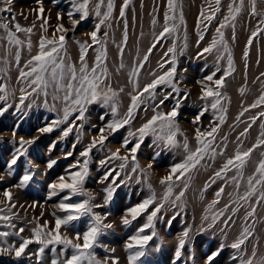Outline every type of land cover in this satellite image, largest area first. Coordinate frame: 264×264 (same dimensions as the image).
<instances>
[{"label": "rangeland", "instance_id": "1", "mask_svg": "<svg viewBox=\"0 0 264 264\" xmlns=\"http://www.w3.org/2000/svg\"><path fill=\"white\" fill-rule=\"evenodd\" d=\"M81 0H13L11 12L0 13V23H8L9 29L15 31L14 23H19L22 27H31L32 22L36 21V27L31 34L32 49L29 52L27 48L28 34L17 33L19 39L23 42L20 46L9 45L7 33L0 28V85L7 87L8 96L6 101H0V108L11 105L7 111L0 115V193L10 189L13 193V202L16 208L12 213H18L11 223L16 225L15 229L4 228L5 221H0V231L15 232L20 227L25 228L21 235L29 237L30 229L34 227L33 217H39L40 212L44 211V217L41 219L50 221L54 226L52 212L57 215H64L54 207L59 203L65 193L48 199L49 185L58 181L60 176H67L68 171H76L77 168L71 167L77 160L81 163L84 157L80 153L91 143L94 137L99 136L100 128L104 127L112 120L110 107H105L101 103L87 105L85 112L86 119L83 121L75 120L78 113H73L69 121L52 125V121L63 118V110L66 102L63 100L64 92H55L50 86L47 89L48 95L45 97L42 93H33L28 96L24 104H20V97L32 92L29 86L31 78L20 79V71H29L25 68L27 62L39 51V39L41 35L47 38H53L57 24H63L69 29L65 33L67 55L64 56L65 64H74L80 67V49L76 41L81 43L87 41L91 43L90 36L87 35L95 30L100 17H96L94 6L98 0H92L89 4V16L81 20L73 30L69 20L68 13L73 12V19H79V13L75 12V5ZM113 12L109 20L101 25L98 36L101 40H106L107 50V69L109 78L105 84L118 93L116 104L118 106L119 116L123 117L127 108L131 104L132 95L136 94L134 83H138L139 89L147 83H150L155 75H161L171 65L167 63L172 54L167 53L169 47L175 43L177 75L174 83L180 89L179 96L171 88L160 86L157 88L155 100L145 99L144 103L138 108L135 119L130 125L119 129L117 132L105 135L108 136L105 147L100 149L99 145L93 148L90 153L89 176L85 182V190L95 197L93 203L103 204L106 195L105 189L110 185L115 188L112 199L106 207L96 208L94 211L104 214L110 213L106 223H112L114 227L106 230V235L100 237L102 244L108 248H115V253H106L103 248H97V258L103 260L106 255L119 257L120 264H127V253L125 244L129 238L137 234V230L147 221V215L156 206L152 205L148 212L140 215L131 226L125 227L120 221L125 212L140 204L143 200L149 198L153 193L156 196V203H164V207L154 220L156 236L149 241L146 248V255L142 257L143 264H209L208 258L219 251V255L211 261V264H239V260H232L236 250L230 245L235 242L248 227L252 235L242 246L241 253L244 259L251 258L253 249L256 251L254 264H261V257H264V201L256 203L264 187L258 186L257 193L249 201H240L239 195H243L248 189V178L255 175L258 163L264 157V146L256 148L252 152L248 163L242 169V175L236 169H232L226 174L224 179L217 178L215 183H211L215 173L220 170L229 158L234 157L237 150L243 152L252 148L257 140L261 138V124L264 123V117H259V113L264 111V105L257 108L250 106L256 102L260 95L264 94V31H260L256 37L252 33L264 29V24L260 21L264 19V0H256L257 15H252V0H244L241 11L236 15L235 20L229 22L226 28L221 29L224 33V43L228 51L225 52L223 45H218L217 49L211 54L205 53L200 56V52L207 47L213 38H217L216 29L224 22L228 15L229 5L233 7L240 6V0H221L220 11L215 13V18L208 22L201 16L212 14L217 5L215 0H176L174 12L168 10V0H130L128 7L124 9V17L120 16V10L124 5V0H112ZM108 0H104L101 7V13L107 11ZM45 9V17L49 19L48 31L45 33L40 28L42 20H37V11L41 6ZM209 4L212 7H209ZM0 7H3V0H0ZM23 13V15L21 14ZM62 19L57 20V15ZM165 14L173 17L167 21L169 27H175V31L165 34V37L156 43V37L163 32L165 26ZM13 15L15 21L12 20ZM27 16V19L24 18ZM181 16L183 22H181ZM155 21V23H153ZM199 31L203 33L204 39L200 40ZM125 24L127 28L125 29ZM125 31L127 40H124ZM107 32V37L104 33ZM60 33H56L58 39ZM186 37V39H185ZM252 39L249 45V39ZM186 45V46H185ZM101 45H93L88 49L87 62L91 67L94 64L97 50ZM123 49L121 53L120 49ZM151 53L149 54V49ZM20 52L19 64L16 62L15 54ZM231 54L234 71L225 80V87L221 89L223 96L222 107L227 109L226 119L223 124H219L216 117L220 114L211 109V101L200 99L202 81L210 87L214 84L206 80V77L216 73L214 79L223 76L225 69L228 68V55ZM245 53L247 55L245 56ZM148 56L147 61L144 57ZM218 57H222L218 59ZM124 67L121 69L120 65ZM143 67L139 69L138 78L130 77L134 67L139 64ZM164 63L165 68L161 69L160 64ZM219 69V71H217ZM104 91L107 88L101 86ZM21 89L25 91L22 92ZM123 89V91H120ZM243 89V94L241 93ZM165 93H171L169 99L164 102L157 111H170L175 105L176 100L182 101L179 108L177 122L183 135H177L178 145L176 147H166L163 141L154 143L153 136L145 137L143 144L136 153L140 168L135 173L132 172L131 157H129L128 166L121 171L120 160H108L111 152L119 148L123 140L128 136L129 131H135L145 123L154 114L153 106L163 99ZM3 95V94H0ZM53 95L59 97L54 100ZM147 95V94H146ZM47 101V105L45 104ZM208 105V111L200 118L199 122L194 124V118ZM31 105V107H29ZM147 108V111L145 110ZM244 109H249L244 112ZM244 112L243 116L240 115ZM239 116V120L237 117ZM103 117V119H101ZM252 117H258L256 122L252 123ZM219 124V130L215 135L213 150L216 155L213 159L211 152L205 155L200 164L185 177L188 187L185 190L184 184L178 182L173 189V195L167 202L163 201L166 186L160 183V180L169 174L172 165L182 162L186 152L183 148L185 138L189 150L194 151L197 147L195 139L196 129L208 131L213 124ZM74 123L72 132L67 136L63 133L71 124ZM80 125H83L80 127ZM251 125V127H249ZM52 127L50 132H40L39 129ZM247 129V134L241 136V133ZM15 132V136H13ZM23 138L25 141L34 140L31 145L25 144L27 149L25 155L21 156L15 165L9 169L8 165L17 154L20 147L19 141ZM226 138V139H225ZM132 143L129 149L135 144V138H130ZM71 153V155H69ZM157 153L159 155L157 156ZM222 153V154H221ZM125 152L121 149V155ZM155 157V159H153ZM102 160H107L105 165H101ZM50 162L52 167H48ZM152 163L151 169L147 165ZM112 169L115 171L104 180L106 173ZM144 170V171H141ZM34 173L32 181L27 187L20 189L15 187L25 174V172ZM11 172V175H9ZM117 173L119 175L117 176ZM190 177V179H189ZM115 179V184H113ZM103 180V182H101ZM239 184L237 190L236 184ZM206 185L208 187L206 188ZM223 187L224 192L219 198V203L209 208L213 200L217 199L216 192ZM184 191V196L180 201L175 197ZM74 200H81L83 197H74ZM0 200L5 198L0 195ZM36 203L35 209L29 205ZM175 202V203H174ZM23 205V207H21ZM40 205H44L41 209ZM242 205V206H241ZM228 207V211L213 222V216L222 209ZM3 207V205H0ZM255 207L256 212L253 217L245 221L247 212ZM239 209L235 215H232L233 209ZM9 214L7 210L3 213ZM231 216L229 220L228 217ZM206 217V218H205ZM131 219V217H129ZM87 218L79 222V230L86 229ZM188 232L185 238L184 233ZM152 229H147L144 234H151ZM72 235V233H69ZM185 239V244L180 249L181 255L176 257L179 241ZM9 242L16 241L18 238L10 236ZM40 246L32 244L29 251L38 249ZM136 249H133L135 251ZM59 251V248H58ZM71 254V249L67 255ZM52 253L49 249L45 250L40 264H50ZM37 257L32 256L31 260L22 257L19 262L12 256H0V264H36Z\"/></svg>", "mask_w": 264, "mask_h": 264}, {"label": "snow or ice", "instance_id": "2", "mask_svg": "<svg viewBox=\"0 0 264 264\" xmlns=\"http://www.w3.org/2000/svg\"><path fill=\"white\" fill-rule=\"evenodd\" d=\"M39 2V0H38ZM92 0H81L78 4L75 5V12L79 13V19H73V12L68 13L69 20L72 24L73 30L79 24L81 20H85L89 16V4ZM244 0H240V6L233 7L229 5L228 15L225 16L224 22L220 24V26L216 29L217 38H213L211 43L205 47L202 52H200V56H203L205 53L211 54L213 50L217 49L218 45H223L225 52L228 51L226 43H224V33L221 29L226 28L229 22L235 20L236 15L241 11V7L243 6ZM130 0H124V5L120 10V16L124 17L125 11L128 7ZM221 0H215V7L212 11V14L205 16L204 12H201V16L204 20L211 22L215 18V13L220 11L219 5ZM13 0H3V7H0V13L11 12L12 10ZM104 5V0H98V2L94 6V12L96 17H100L99 23L96 24L95 30L87 35L90 36L91 43L87 41L81 43L80 41H76L79 45L80 49V67L77 68L74 64H65L64 56L67 55V47H66V37L65 33L69 31V29L65 28L63 24H57L55 27V32L52 34L53 38L49 39L44 35H41L39 39V51L36 55L32 56V58L27 62L25 68H29V71H24L21 69L20 71V79H28L31 78L29 86H35L32 88V92L27 93L26 95H22L20 97V104L23 105L24 101L28 96L33 93L40 94L42 93L45 97H47L48 92L47 89L52 86L55 92H64L63 100L66 102V107L63 110V118L52 121V125H58L60 123H65L69 121V117L73 115V113H78L75 116V120L83 121L86 119L85 112L87 111V105L94 103H101L105 107H110L112 113V120L107 123L104 127L100 128L99 136L94 137L91 143L80 153L81 157H84L82 163L80 160H77L76 164L71 167L77 168L76 171H68L67 176H60L58 181L49 185V195L48 199H52L55 196H58L60 193H65L59 203L55 204L54 207L59 210V212L64 213V215H57L56 212H52V217L54 218V226L50 225V221L43 220L41 223V219L44 217V211L40 212L39 217H33L32 223H34V227L30 229L31 235L29 237H24L21 234L25 232L24 227H20L15 232L9 231H0V256H12L14 260L19 262L22 257H26L31 260L32 256L35 255L37 257L36 264H40L41 259L45 253L46 249H49L52 253V258L50 264H120V259L114 255H106L103 260L97 258L96 249L103 248L106 253H115V248H108L106 245L102 244L100 241V237L106 235V230L112 229L114 225L112 223H106L105 221L108 219L110 213L100 214L94 209L106 207L113 196L115 188L111 185L105 189L106 195L104 197L103 204L93 203L95 197L92 196L85 190V182L89 176V163H90V153L93 148H96L98 145L100 149L105 147V142L108 139V136L105 135L112 134L117 132L119 129L124 128L126 125H130L131 122L135 119L136 112L140 105L144 103L142 97L145 99L155 100L157 96V88L160 86H166L172 89L173 92L179 96L180 89L177 87L176 83H174L176 75H177V60H176V46L175 43L171 47L168 48V53H171V59L167 61L171 66L167 68L161 75H155V77L150 83H147L143 86L142 89H139L138 83H134V89L136 90V94L131 97V104L127 108V112L123 117L119 116L118 106L116 104V97L118 93L114 91L110 85L105 84V81L109 78V72L107 69V50H106V40H101L98 36L100 32L101 25L105 23V21L109 20L112 16L113 12V2L112 0H108L107 3V11L101 13V7ZM211 8L212 5L209 4ZM176 8V0H168V10L169 12H174ZM37 11V20H42L43 22L40 24V28L43 32L48 31L49 19L45 17V9L41 6ZM252 15H257L256 12V0H252ZM23 15V13H21ZM27 19V16H24ZM173 17H169L165 14V26L163 32L156 37V42L153 43L152 48L156 47V43H159L162 38L165 37V34H169L175 31V27H169L167 21L172 19ZM62 19V17L58 14L57 20ZM12 20L15 21V16L13 15ZM181 22H183V18L181 16ZM202 21H198V36L200 40L204 39L203 33L199 31V25ZM155 23V21H153ZM261 24H264V19L260 21ZM15 31L9 29L8 23H0V28H3L7 33V41L9 45L20 46L22 45V41L17 36V33H26L28 34L27 40V48L29 52L32 49V41L31 34L33 33V29L36 27V21L32 22L31 27H22L19 23H14ZM127 28V24H125V29ZM260 31H264V29L257 28L256 31L252 33V37H256ZM56 33H60L58 39L56 38ZM104 36L107 37V32L104 33ZM186 39V37H185ZM124 40H127V32L125 31ZM249 45L252 43V39L250 38L248 41ZM101 45V48L97 50V54L95 57L94 64L90 67L87 62V53L88 49L93 45ZM186 46V45H185ZM151 48L149 49V54L151 53ZM63 51L64 56L61 55ZM121 53L123 49H120ZM247 53H245V56ZM16 62L19 64L20 61V52L17 51L15 54ZM222 57H218L221 59ZM148 56L144 57V61H147ZM124 67L123 63H121L120 68ZM143 67V64H139L134 67L130 73V77L138 78L139 69ZM160 68L164 69L165 64L161 63ZM219 71V69H217ZM234 71L233 61L231 54L228 55V68L225 69L223 76L218 79H214L216 73L213 72L212 75L206 77V80L215 85V87H210L207 84H204L202 81H198L201 84V95L200 99L204 101H211L210 107L215 112L220 113L216 120L219 121V124H223L226 119L227 109L222 107V92L220 91L225 87L226 78L232 74ZM264 75V74H262ZM104 85L107 88V91H104L101 86ZM24 92V89H21ZM123 91V89H120ZM243 89H241V93L243 94ZM0 101H6L8 96L7 87L5 85H0ZM147 94V95H146ZM171 93H165L163 95V99H161L158 103H156L153 108V115L150 119H148L145 123H143L139 128L135 131H129L128 136L123 140L121 146L117 148L115 151L111 152L108 156V160H120L121 163L119 168L124 170L129 164V157H131L132 162V172L135 173L137 169L140 168L139 162L137 161L136 153L140 149L141 144H143L145 137L151 135L154 138V143L157 141H163L166 147H176L178 145L177 135H183L180 131L177 117L179 115V108L181 106L182 101L177 99L175 105L172 107L170 111H157V109L161 108L166 100L169 99ZM53 99H59L58 96L53 95ZM45 104L47 105V101L45 100ZM261 105H264V94L260 95V97L254 102L250 107L257 108ZM11 105H7L3 108H0V115H3L7 108ZM31 107V105H29ZM147 111V108H145ZM249 109H244V112ZM208 111V105L206 104L203 110L194 118L193 123L196 124L199 122L200 118L204 115L205 112ZM244 112H241L240 115L243 116ZM259 117H264V111L259 113ZM258 117H252V123L256 122ZM103 119V117H101ZM239 120V116L237 117ZM219 124H213L208 131H201L200 128L196 129V142L197 147L194 151L189 150V146L187 143V139L185 138L183 148L186 152V155L182 162L176 163L172 165L169 169V174L163 177L160 180L162 185L166 186V190L163 196V201L167 202L169 197L173 195L174 186L180 182L184 184V189L186 190L188 185L185 182V177L188 176L192 170H194L200 162L205 158L206 154L211 152V156L215 158V151L213 150V144L215 141V135L219 130ZM74 123L71 124L67 129H65L63 135L67 136L70 132H72ZM83 125H80L82 127ZM251 127V125H249ZM261 138L257 140L256 144L253 145L252 148H249L243 152L237 150L234 157L229 158L226 163L215 173V176L212 178L211 183H215L217 178L224 179L226 174L232 169H236L237 172H240L242 175V169L248 163L249 158L253 151L256 148L264 146V123L261 124ZM40 132H50L52 131V127H44L39 129ZM247 134V129L241 133V136H245ZM13 136H15V132H13ZM130 138H135V144L129 149V144L132 143ZM226 139V138H225ZM34 140L25 141L23 138L19 141L20 147L17 149V154L13 157L11 162L9 163V169L12 168V165L17 163V160L25 155L27 149L24 147L25 144L31 145L34 143ZM121 149L124 150L125 154L121 155ZM222 154V153H221ZM71 155V153H69ZM159 153H157V156ZM261 156L264 157V152L261 153ZM155 159V157H153ZM52 163L50 162L48 167H52ZM101 165H105L107 160H102ZM153 167L152 163L147 165L148 169ZM115 169H112L110 172L106 173L104 176V180L108 179V176L112 174ZM144 171V170H141ZM11 175V172H9ZM34 173L26 171L25 174L20 179L19 183L15 185V187L23 189L27 187L30 181L33 179ZM119 173H117V176ZM4 177L0 176V180H3ZM190 179V177H189ZM103 182V180L101 181ZM113 184H115V179H113ZM258 186L264 187V159H261L256 168L255 175L248 178V189L243 195H239L238 199L240 201H249L251 197L255 196L257 193ZM208 185H206V188ZM237 190L239 189V184H236ZM224 192V188L221 187L219 191L216 192L217 199L213 200L212 205L209 208H212L214 205L219 203V198L222 196ZM5 200H0V221H5L3 225L4 228H12L15 229L16 225L11 223L13 219L16 218L18 213H12V209L16 208V203L13 202V193L10 189L3 191L0 193ZM184 196V191H181L176 197V201H180ZM74 197H83L81 200H74ZM261 201H264V191H261L259 194V198L256 203L259 204ZM175 203V202H174ZM156 205L152 211L147 215L146 223L137 230V234L129 238V242L125 244V252L127 253V264H143L142 257L146 255V248L149 243L156 236L154 220L157 217V214L160 213L161 209L164 207V203L161 202L159 204L156 203V196L153 193L149 198L143 200L140 204L128 209L125 214L121 217L120 223L125 226H131L132 222L135 221L140 215L145 212H148L149 208L152 205ZM242 206V205H241ZM23 207V205H21ZM29 207L35 209L36 203L29 205ZM41 209H43L44 205H40ZM229 206H225L219 213L213 216V222H215L220 216H223L226 211H228ZM7 210L9 214H3ZM239 209H233L232 215H235ZM256 209L255 207L251 208V211L247 212L245 216V221L249 217H253L255 215ZM131 217V219H129ZM87 218L86 229L83 231L79 230V222ZM206 218V217H205ZM231 219V216L228 217ZM147 229H152L151 234H144ZM69 233H72L70 235ZM186 238L188 236V232L186 231L184 234ZM252 235L251 231L248 227H245L240 237L233 242L230 247L236 250V254H234L231 258L232 260H239V264H254V259L256 257V251L253 249L251 253V258L244 259L243 254L241 253L242 246L248 240V238ZM15 236L18 238V243L16 241L9 242V237ZM32 244L39 245L38 249L33 251H29V246ZM185 239H181L179 241L178 249L176 252V257L179 258L181 255L180 249L184 247ZM59 248V251H58ZM71 249V254L67 255L68 250ZM133 249H136L133 251ZM219 255V251L214 253L212 256L208 258L209 264L215 258V256ZM261 264H264V257H261Z\"/></svg>", "mask_w": 264, "mask_h": 264}]
</instances>
